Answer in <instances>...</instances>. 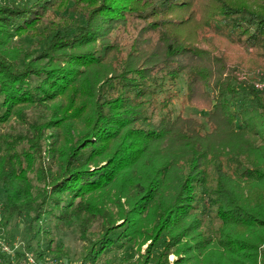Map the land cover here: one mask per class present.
I'll list each match as a JSON object with an SVG mask.
<instances>
[{"label": "trees", "instance_id": "16d2710c", "mask_svg": "<svg viewBox=\"0 0 264 264\" xmlns=\"http://www.w3.org/2000/svg\"><path fill=\"white\" fill-rule=\"evenodd\" d=\"M260 77L264 0H0L3 262L259 264Z\"/></svg>", "mask_w": 264, "mask_h": 264}, {"label": "rangeland", "instance_id": "374dc122", "mask_svg": "<svg viewBox=\"0 0 264 264\" xmlns=\"http://www.w3.org/2000/svg\"><path fill=\"white\" fill-rule=\"evenodd\" d=\"M234 56L238 57V54H234ZM237 58H235L236 60ZM258 83H263V86L260 87V89H264V78L260 77V80L258 81ZM181 95L184 94L185 92V87H183V84L181 83ZM176 106H177V109L178 110H182L184 112L185 115H188V116H193V117H197L201 120H204L206 119V113L204 111H200L196 108H194L193 106H190V105H185L183 106L181 104V101H177L176 102ZM3 196L1 195L0 193V208H1V200H2ZM206 221L209 222L210 221V216L209 215H206ZM22 225H20L19 227H16V228H13V229H10L12 235H15V243H14V246H17V244L20 243V239H22ZM11 235V236H12ZM7 239H8V235H7V232L4 231L2 228H0V252H3V253H7L3 250V246L4 245H7L8 247H11V245L7 242ZM66 241L69 245V256H70V259L71 261L68 262L69 264H78V263H85L83 262V257L84 255L86 254V251H87V242H84L80 239H78L76 236H68V238H66ZM147 245H144L143 246V249H145ZM12 248V247H11ZM261 254L259 256V264H261V260L264 259V245L262 246V250H261ZM9 254V253H8ZM32 257L35 259V257L32 255ZM110 259H113L114 257V254H111L108 256ZM175 256L174 255H171L170 259H174ZM49 261H52V262H56V263H66V262H62V260H55L54 258H50ZM116 263V262H115ZM2 264H5L4 262H2ZM35 264H40L36 259H35Z\"/></svg>", "mask_w": 264, "mask_h": 264}, {"label": "built area", "instance_id": "2783aa9c", "mask_svg": "<svg viewBox=\"0 0 264 264\" xmlns=\"http://www.w3.org/2000/svg\"><path fill=\"white\" fill-rule=\"evenodd\" d=\"M257 86L258 87H262L263 86V83H257ZM3 250L7 253H12L13 252V249L11 247H8L7 245H4L3 247ZM29 260H30V263L33 264L35 263V259L32 257V255H30L29 257ZM3 260H2V257L0 255V264H2ZM45 264H69V263H56V262H52V261H48L47 263ZM78 264H92L90 262H85V263H78Z\"/></svg>", "mask_w": 264, "mask_h": 264}]
</instances>
